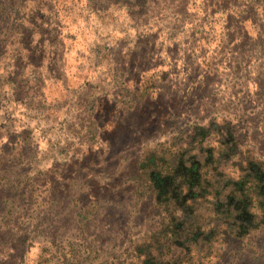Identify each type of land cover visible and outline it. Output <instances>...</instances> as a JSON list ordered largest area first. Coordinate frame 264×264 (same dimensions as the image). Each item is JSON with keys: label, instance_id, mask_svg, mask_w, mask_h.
Listing matches in <instances>:
<instances>
[{"label": "rangeland", "instance_id": "374dc122", "mask_svg": "<svg viewBox=\"0 0 264 264\" xmlns=\"http://www.w3.org/2000/svg\"><path fill=\"white\" fill-rule=\"evenodd\" d=\"M0 264H264V0H0Z\"/></svg>", "mask_w": 264, "mask_h": 264}, {"label": "trees", "instance_id": "16d2710c", "mask_svg": "<svg viewBox=\"0 0 264 264\" xmlns=\"http://www.w3.org/2000/svg\"><path fill=\"white\" fill-rule=\"evenodd\" d=\"M158 180H161V179L158 178Z\"/></svg>", "mask_w": 264, "mask_h": 264}]
</instances>
